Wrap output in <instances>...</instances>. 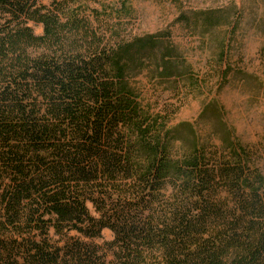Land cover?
I'll return each mask as SVG.
<instances>
[{"label":"trees","instance_id":"obj_1","mask_svg":"<svg viewBox=\"0 0 264 264\" xmlns=\"http://www.w3.org/2000/svg\"><path fill=\"white\" fill-rule=\"evenodd\" d=\"M126 1L0 0V264H264V173L144 105L132 79L177 55L121 38Z\"/></svg>","mask_w":264,"mask_h":264},{"label":"rangeland","instance_id":"obj_2","mask_svg":"<svg viewBox=\"0 0 264 264\" xmlns=\"http://www.w3.org/2000/svg\"><path fill=\"white\" fill-rule=\"evenodd\" d=\"M41 1L50 5L54 0ZM100 2L92 7L103 5L119 12L125 0ZM126 3L132 15L123 14L112 22L121 38L130 41L161 34L163 48L177 55L168 65L177 76L161 80L154 77L155 66H150L132 79L144 105L169 117L171 127L190 124L196 139L219 156L224 150L222 139L228 136L250 151L264 173V0ZM34 30L43 34L41 25ZM194 84L198 86L193 90ZM185 145L177 143L175 151L187 149ZM88 207L99 218L92 205ZM85 240L104 247L114 240V233L104 229L101 239Z\"/></svg>","mask_w":264,"mask_h":264}]
</instances>
